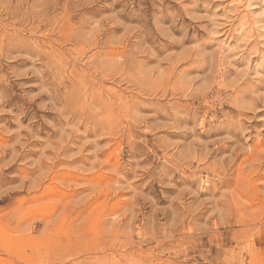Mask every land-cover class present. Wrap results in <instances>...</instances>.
<instances>
[{"label":"rangeland","instance_id":"rangeland-1","mask_svg":"<svg viewBox=\"0 0 264 264\" xmlns=\"http://www.w3.org/2000/svg\"><path fill=\"white\" fill-rule=\"evenodd\" d=\"M0 264H264V0H0Z\"/></svg>","mask_w":264,"mask_h":264},{"label":"bare ground","instance_id":"bare-ground-1","mask_svg":"<svg viewBox=\"0 0 264 264\" xmlns=\"http://www.w3.org/2000/svg\"><path fill=\"white\" fill-rule=\"evenodd\" d=\"M251 8H253V7H251ZM248 10V9H247ZM250 11H251V9H250Z\"/></svg>","mask_w":264,"mask_h":264}]
</instances>
